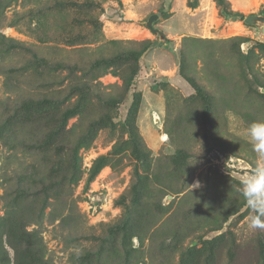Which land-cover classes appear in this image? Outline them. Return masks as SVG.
<instances>
[{
	"label": "rangeland",
	"instance_id": "rangeland-1",
	"mask_svg": "<svg viewBox=\"0 0 264 264\" xmlns=\"http://www.w3.org/2000/svg\"><path fill=\"white\" fill-rule=\"evenodd\" d=\"M120 1L121 4L115 0H19L6 10V19L0 26L1 35L32 47L37 54L3 52L6 64L29 60L17 68L15 79L28 67L29 75L52 79L49 85L53 95H59L68 84L67 72L61 70L64 68L60 64L87 69L88 59L95 57L90 53L99 47L105 56L114 54L107 44L111 40L155 43L140 63L133 87L136 102L126 93L123 95L116 127H105L89 147L80 150V179L53 194L60 197L71 192L81 230L82 226L87 232L90 229L94 238L85 241L80 238L84 234L80 229L79 234L75 229L69 233V229L58 228V222L49 221L48 209L38 228L48 259L53 264H79L85 254L103 250L106 227L121 220L125 206L131 203L136 173L146 175L142 163L129 149L122 147L113 152L123 133L129 141L122 123L130 121L150 153L146 169L152 190L137 206L127 235H116L104 247L110 254L107 264H264V230L248 228L249 209L240 194V181L255 163V153L244 130L251 122L264 120V99L256 91L244 93L238 52L229 45L190 47L189 68L204 91L182 80L178 71L184 37L212 41L241 37V53L251 57L264 77L260 49L264 39L258 28L248 26L244 20L224 17L216 0ZM225 1L227 11L246 18L261 15L264 9V0ZM151 14L159 16L155 27L171 41L166 48L158 45V36L145 26ZM96 73H90L89 79ZM93 83L99 85L104 97L112 88L116 96L125 90L123 78L113 69ZM39 91L44 92V87ZM7 92L0 75V100L6 99ZM204 108L210 109L206 117ZM1 114L0 110V117ZM43 114L37 111L35 117ZM76 121L77 118L70 120L69 127ZM18 150L9 149L0 139V167L12 164L10 169L37 173L38 178L56 175L54 153L32 154L23 152L26 150L22 147ZM178 151L188 157L179 158ZM10 155L16 157L11 163L6 162ZM38 155L43 157L37 160ZM103 156L105 165L91 178L94 161ZM197 179L202 188L191 191L188 186ZM4 188L0 178V216L5 211ZM199 199L202 206L197 209ZM148 206L147 212L144 209ZM72 253L77 255L74 261ZM94 256L85 264H91Z\"/></svg>",
	"mask_w": 264,
	"mask_h": 264
},
{
	"label": "trees",
	"instance_id": "trees-1",
	"mask_svg": "<svg viewBox=\"0 0 264 264\" xmlns=\"http://www.w3.org/2000/svg\"><path fill=\"white\" fill-rule=\"evenodd\" d=\"M18 1L0 0V26L6 19V10ZM115 1L121 4L120 0ZM216 1L218 6L222 8L221 14L224 17L245 20L246 17L242 14L227 11L225 0ZM261 15L264 16V9H262ZM162 16L160 15V17ZM167 41L171 43V41ZM243 41L244 39L241 37H232L225 41L184 37L179 48L178 71L180 78L192 84L198 91H204V87L198 85L193 78L194 71L189 68L191 62L190 47L196 44L229 45L232 50L238 52V67L243 81L244 93L256 91L264 99V95L261 93V90L264 89V77L256 70L251 57L241 53L240 47ZM107 44L113 49L114 54L105 56L100 52L101 48L99 47L90 53L95 57L88 59L90 66L87 69L60 64L64 68L61 70L67 72L68 84L59 95H53L49 85L52 79L29 75L28 67H24L25 71L20 74L18 79H15V75L18 74L17 68L29 60L25 59L23 63L18 61L16 65L6 64L7 61L3 52L25 53L29 51L33 56L37 54L32 47L29 48L20 41L0 34L2 52L0 53V75L4 77V85L8 91L6 99L0 100L2 113L0 117V139L11 150L20 151L18 148L22 147L26 150L23 152L31 151L32 154L43 151L52 152L56 155L57 163L56 175L48 174L41 178L37 177V173L26 174L23 171L12 170L10 169L12 164L8 166L5 164L0 167V171H3L0 178L3 186L5 185L2 196L5 211L0 216V264H53L46 255V246L38 229L46 218L48 209L50 210L48 213L49 221L52 224L58 222V228L69 229V233L71 229H75L80 234L78 230H81L80 214L76 202L72 200L71 192L60 197H54L53 194L59 191L58 188L69 186L73 181L80 179L82 174L80 150L89 147L97 138L98 133L105 127L108 129L116 127L115 120L119 115V108L124 104L123 95L126 93L129 98L133 97V102H136L137 97L134 95L133 87L140 72V63L155 43L149 40L142 42L111 40ZM260 49L264 55V43L260 45ZM80 52L85 54L84 50H80ZM214 58L212 56L211 60ZM108 69H113L115 74L123 78L125 90L122 94L119 93L117 96L112 94L114 91L112 88L111 93H107V97H104L99 85L93 83V80H96L101 74H105ZM26 72L28 75L25 74ZM92 72L98 74H94L90 80L89 74ZM42 87H44V92L39 91ZM42 110H46L47 113L43 114ZM37 111L38 114L43 115H37L36 118L35 113ZM209 111L210 109L204 108L205 117L210 113ZM73 118H77V121L69 127V121ZM133 125L130 121L122 123V131L127 132L129 141L124 139L123 133L116 141L113 152L122 147L123 150L129 149L133 156L142 163L146 175L136 173L137 183L131 188V203L125 206L121 220L106 227L105 238L102 242L103 250L85 254L80 258L79 264H85L86 260L92 258L94 254L95 259L91 264H107L110 254L108 250L104 251V247L111 244L116 235H127L137 206L144 203V199L152 190L149 185L152 180L148 178L149 171L146 169L149 165L150 153ZM15 128L16 131H13ZM177 156L179 158L188 157L187 153L182 151H178ZM42 157L43 155H38L37 160ZM15 158L10 155L6 158V162L11 160V163ZM105 161L106 156L94 161L90 170L91 178H94L101 170ZM165 166L168 167L166 164ZM160 174L165 175L167 173L161 172ZM199 203L197 209L202 206L201 200ZM148 209L149 206L144 210L148 212ZM31 227L33 229L29 230ZM82 227L81 231L84 234L80 235V238L91 241L94 238L92 236L94 232L89 234L91 230L89 229L87 232L86 227ZM166 241H163L164 245ZM76 257L77 255L72 253L73 261Z\"/></svg>",
	"mask_w": 264,
	"mask_h": 264
},
{
	"label": "clouds",
	"instance_id": "clouds-1",
	"mask_svg": "<svg viewBox=\"0 0 264 264\" xmlns=\"http://www.w3.org/2000/svg\"><path fill=\"white\" fill-rule=\"evenodd\" d=\"M244 131L255 153V163L240 181V194L249 209L248 228L264 230V120L251 122ZM188 187L191 191L200 189L202 182L197 179Z\"/></svg>",
	"mask_w": 264,
	"mask_h": 264
},
{
	"label": "water",
	"instance_id": "water-1",
	"mask_svg": "<svg viewBox=\"0 0 264 264\" xmlns=\"http://www.w3.org/2000/svg\"><path fill=\"white\" fill-rule=\"evenodd\" d=\"M158 18L159 16L157 14L151 15L146 21L145 26L153 34L158 36V45L163 48H166L169 46V43L167 41V37L165 33L162 30L157 29L155 27V22L158 20ZM244 22L249 26L257 27L262 39H264V16L263 15L249 16L245 18ZM261 93L264 95V89L261 90Z\"/></svg>",
	"mask_w": 264,
	"mask_h": 264
},
{
	"label": "built area",
	"instance_id": "built-area-1",
	"mask_svg": "<svg viewBox=\"0 0 264 264\" xmlns=\"http://www.w3.org/2000/svg\"><path fill=\"white\" fill-rule=\"evenodd\" d=\"M87 161H88V159H87ZM85 162V161H84ZM85 167V166H84ZM86 168V167H85Z\"/></svg>",
	"mask_w": 264,
	"mask_h": 264
}]
</instances>
